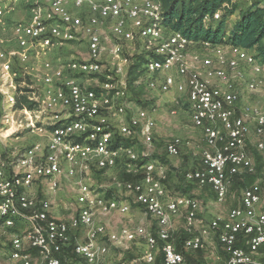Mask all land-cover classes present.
Segmentation results:
<instances>
[{
	"label": "built area",
	"instance_id": "built-area-1",
	"mask_svg": "<svg viewBox=\"0 0 264 264\" xmlns=\"http://www.w3.org/2000/svg\"><path fill=\"white\" fill-rule=\"evenodd\" d=\"M18 1L0 0L1 25H6L4 19ZM21 1L29 4L31 17L26 23L12 26L18 48L7 52L0 43V96L6 105L0 138L20 128L38 131L45 123L50 129L45 134L46 144L36 141L24 150L14 148L11 159L0 150V246L3 234L16 225L14 217L30 226L24 236L11 235V259L16 264H35L28 246L38 249L40 264H65L57 254L69 243L71 228L83 227L86 240L76 244L74 252L86 263L100 262L108 252L107 245L99 242L106 226L96 222L95 214L110 213L111 204L80 180V209L67 222L50 215L51 198L39 201L29 190L35 180L44 177L54 195L60 188L61 175L76 178L93 168H114L122 160L129 168L138 165L141 176L137 182L124 183L123 188L158 223L157 234L143 226L121 230L119 243L137 239L146 243L141 257L130 264H188L186 253L201 250L204 237L210 233L215 234L225 252L224 264H264V258H260L264 257L260 182L245 187L237 206L203 223L196 232L199 200L187 195L169 197L162 164L147 153H138L134 146H115L117 136L135 139L140 135L148 145L154 141L156 122L152 113L143 108L129 112L131 60L124 46L131 43L138 49L136 55L146 56L142 66L147 87L170 94L176 105H186L191 121L205 135L207 147L201 166L187 171L186 180L210 185L217 201L225 202L234 176L256 173L245 143L252 124L259 137L255 145L262 154L264 173V111L250 103L240 105L243 91L255 92L264 82L263 66L255 54L239 46L210 41L200 43L204 53L193 51L198 44L165 28L162 0ZM83 9L88 11L87 19L78 12ZM220 16L218 11L214 19ZM81 38L87 40V58H59L57 64L45 59L43 94L31 96L38 107L15 109L18 87L13 59L26 62L33 51L48 57L53 49ZM246 69H251L249 76ZM181 95L186 96L185 102ZM48 111L51 113L47 115ZM182 144L183 140L175 137L167 145L168 154L178 155ZM119 211L127 213L129 206L122 203ZM181 213L185 214L190 236L179 246L171 230L173 218Z\"/></svg>",
	"mask_w": 264,
	"mask_h": 264
},
{
	"label": "rangeland",
	"instance_id": "rangeland-1",
	"mask_svg": "<svg viewBox=\"0 0 264 264\" xmlns=\"http://www.w3.org/2000/svg\"><path fill=\"white\" fill-rule=\"evenodd\" d=\"M241 4L247 3L249 0H237ZM44 6L48 7V1L44 2ZM80 14L87 19L88 11L83 9ZM31 12L29 4L19 0L14 4V9L8 13L4 19L6 25L0 24V43L5 51H13L18 48L12 26L16 23H26L30 20ZM230 24L227 29L233 25L234 18L230 19ZM264 44V39H263ZM193 51L204 53L205 50L201 47L192 48ZM125 54L132 60L138 49L134 44L125 43ZM254 53L253 50L249 51ZM88 56L87 40L81 38L78 41L70 42L64 46L53 49L48 57H43L36 51L29 54V59L26 62H21L18 58L13 59V68L17 72L16 84L20 89L28 87L32 89L31 95L40 97L43 94L45 84L42 81L43 62L45 59H50L57 64V60H69L71 58L85 59ZM262 65V64H261ZM263 76H264V65ZM246 74H251V69H246ZM264 78V77H263ZM89 83H93L89 81ZM133 91V92H132ZM129 90L127 102L129 104V112H136L143 108L151 113L155 118L157 132L154 135V141L148 145L143 142L140 135L134 139L135 150L142 154H149L150 158L155 159L164 168L163 182L166 186L168 196L176 197L180 195H192L200 202V210L198 219L207 224L212 218L219 214H226L230 209L239 204L243 186H238L232 182L229 189V194L225 202L220 203L216 199L214 190L201 188L196 183L187 181L184 178V173L199 166L201 163L203 150L207 147L205 135L202 129L196 127L188 113L187 106L182 102L176 105L172 102V97L168 94L150 90L147 87V77L143 74L134 83V89ZM19 94V93H18ZM23 92H20V95ZM253 104L264 111V82L263 85L255 92L243 91L240 105ZM6 105L0 96V126L2 116ZM51 112H47V115ZM155 114V116H154ZM17 115H21L17 113ZM21 117V116H19ZM50 126L45 123L41 124V130L32 131L29 128H20L19 131L11 134L9 137L1 136L0 150L4 152V156L11 159V154L14 148H25L32 145L36 141H41L46 144L45 134L49 131ZM175 137H180L183 144L180 147L178 155H169L167 151L168 143ZM259 137L255 133V127L250 126V132L245 137L246 148H250L256 173H254L255 181H262L264 173L259 168V163L256 161V151L254 150L256 141ZM253 149V150H251ZM138 165H133V168L126 166L125 161H119L114 168L98 170L93 168L91 171L80 173L76 178H70L63 174L59 178L60 188L56 194L52 195L49 189L48 180L44 177H39L34 181L32 188L29 190L31 195L37 200L51 198L52 205L55 209H59L64 221L70 222L78 215L80 206L77 203L78 182L80 180L88 183L95 192H99L110 204L111 211L108 214L97 212L95 214L96 222L106 226L105 235L101 236L99 242L107 245L108 252L104 255L99 264H130L133 260L141 257V252L138 245L144 242L137 240L132 244L130 249L129 243H119L117 238L124 228L135 229L138 226L144 225L147 231L154 232L156 229V219L149 214L146 209L134 201L132 193L127 192L123 185L126 182H137L140 180V171ZM254 181V182H255ZM251 186V185H250ZM249 187V186H248ZM185 191H188L186 194ZM126 203L129 206L127 213H121L119 206ZM185 214L173 218L172 235L176 240L181 241L184 234H187ZM16 225L12 229H8L3 234L2 243L0 246V264H16L10 257V244L12 234L16 233L21 236L26 235L29 230V224L24 219L14 217ZM178 220L177 222H175ZM199 223V222H197ZM198 228V226H197ZM196 228V229H197ZM195 229V231H196ZM156 231V230H155ZM197 232H199L197 230ZM188 238V237H187ZM71 239L73 245L86 240V232L83 227L71 229ZM138 244V245H136ZM28 248V246H26ZM72 249V246H71ZM69 249V264H87L84 259L78 257L72 250ZM188 264H221L224 259L223 251L220 248L219 242L215 234L210 233L204 237V247L200 252H188L186 254ZM35 264L41 263L40 254H33ZM195 261V262H194Z\"/></svg>",
	"mask_w": 264,
	"mask_h": 264
},
{
	"label": "trees",
	"instance_id": "trees-1",
	"mask_svg": "<svg viewBox=\"0 0 264 264\" xmlns=\"http://www.w3.org/2000/svg\"><path fill=\"white\" fill-rule=\"evenodd\" d=\"M162 3L163 24L168 31L182 33L194 44H198V47L201 42L210 41L213 44H230L248 51L253 50L260 64L264 65V0H249L245 4H241L237 0H162ZM218 11H221V16L220 19L215 20L214 15ZM236 13L238 15L235 22L230 29H227V21ZM145 61L146 56L143 54H137L132 58L128 72V88L130 91L134 89V83L138 78L144 74L142 65ZM20 92H23V94L20 95ZM31 92L32 89L28 87L17 89L15 109L26 108L33 110L38 107V102L31 99ZM120 145L133 146L134 139L117 136L115 146ZM257 160L258 162L260 161V156H257ZM261 167L263 169L259 162V168L261 169ZM185 174L183 175L184 178ZM254 181L255 177L253 174L233 177V182L238 186L241 184L243 187H240L243 189L252 185ZM189 182L199 185L196 181ZM199 186L211 190L210 185ZM185 193L187 194L188 191H185ZM188 196L193 197L192 195ZM153 233L157 234V231L154 230ZM189 236V233L184 234V238L181 241L176 240V243L181 246L183 241ZM240 237L242 236L240 235ZM71 243L72 239L70 237L69 243L57 254L65 264L70 263L69 249L72 246L71 250L73 253L76 246V244L73 245ZM241 243L240 240L239 244ZM27 251L31 254H40L38 249L32 247H28ZM84 261L86 263V260Z\"/></svg>",
	"mask_w": 264,
	"mask_h": 264
},
{
	"label": "crops",
	"instance_id": "crops-1",
	"mask_svg": "<svg viewBox=\"0 0 264 264\" xmlns=\"http://www.w3.org/2000/svg\"><path fill=\"white\" fill-rule=\"evenodd\" d=\"M237 13L234 15V16H232V17H230L229 18V20L230 19H233L234 18V22H235V19H236V17H237ZM227 21V23H226V25L228 26L229 24H230V21ZM233 22V23H234ZM232 26V25H231ZM170 97L169 98H171L172 96L170 95V94H168ZM181 97V99L183 100V102H185L186 101V96L185 95H181L180 96ZM172 99H173V97H172ZM173 102V101H172ZM152 115H153V113H152ZM154 116H155V114H154ZM190 116V115H189ZM154 118H157V115L154 117ZM14 131V128L13 129H11L8 133H11V132H13ZM157 132V125H156V127H155V129H154V135H155V133ZM250 148L251 147H247V150H248V152L250 153ZM251 150H253V149H251ZM254 150L256 151L257 149H256V145H255V147H254ZM257 156H260V163H261V166H263V159H262V154L257 150L256 151V157ZM202 161V160H201ZM201 161H200V163H201ZM256 161L258 162V160H257V158H256ZM258 162V163H259ZM199 166H201V164L199 165ZM199 166H196V167H199ZM196 167H194V168H196ZM193 168V169H194ZM255 182H260V184H261V186L263 187V203H262V205H261V208L262 209H264V179H262V181H255ZM254 182V183H255ZM50 215L52 216V217H54V218H57V219H61V220H63L61 217H62V214H61V212L59 211V209H55L53 206H52V209H51V213H50ZM178 220H176L175 222H177ZM199 223H196L195 224V229L197 228V226H198V228L196 229V232H197V230L198 231H200L201 229H202V226H203V222L202 221H198ZM141 226H143V227H145L144 225H141ZM139 227V226H138ZM72 229V228H71ZM157 229H158V223L156 222V231H157ZM70 236H71V230H70ZM137 240H141V239H137ZM137 240H135V241H137ZM135 241H133V242H131V243H129V245H130V249L132 248V244L134 243H137V242H135ZM144 243L142 244H140V245H138V244H136V245H138V246H140L139 247V250H140V252H141V254H143L144 253V251L146 250V243H145V241L144 240H142ZM84 242V241H83ZM221 249H222V251H223V255H224V250H223V248L222 247H220ZM201 250H198V251H189V252H192V253H195V252H200ZM188 253V252H187ZM32 255V257H33V254H31ZM260 258L261 259H263L264 257L263 256H260ZM100 261H102V260H100ZM224 261H225V259H223L222 260V263L221 264H224ZM188 262V261H187ZM195 262V261H194ZM100 262H98L97 264H99ZM87 264H89V263H87Z\"/></svg>",
	"mask_w": 264,
	"mask_h": 264
}]
</instances>
